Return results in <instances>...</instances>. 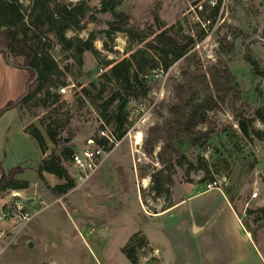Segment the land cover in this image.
I'll list each match as a JSON object with an SVG mask.
<instances>
[{
  "label": "rangeland",
  "instance_id": "rangeland-1",
  "mask_svg": "<svg viewBox=\"0 0 264 264\" xmlns=\"http://www.w3.org/2000/svg\"><path fill=\"white\" fill-rule=\"evenodd\" d=\"M62 1L68 5L84 2L86 19L91 14L96 16L98 23L90 22L82 30L66 33L68 38L87 39L93 30L96 53L86 51L79 64L72 49L56 46L50 55L65 70V84L74 86L48 107H41L38 100H33L24 109V119L20 118L17 108L7 110L0 117V163L5 172L17 165L25 167V172L18 177L28 180L29 186L18 191L28 199L31 213L26 222L0 219V264H132L123 251L131 244L137 246L139 264L158 261L177 264L184 254L190 255L196 241L184 237L183 225L176 221L174 212L162 216L158 212L180 198L187 183L197 189L210 185L226 189L242 207L244 221L257 235L264 227L261 211L264 140L242 134L238 112L253 118L255 109L264 105V0H230L216 17L212 8L197 7L201 0H122L117 11L129 15L131 25L139 29L140 35L152 34L142 42L127 32L110 30L106 21L113 16L111 12L100 11L102 0ZM163 30L179 41H185L188 36L195 38L186 56L173 60L165 70L161 53L147 47L149 40ZM248 54L256 60L257 71L248 61ZM132 55L140 66L149 64L148 69L144 68L148 70L150 94L129 97L125 134L97 171L82 182L74 178V169L67 166L68 176L74 179L75 185L64 195L53 193L49 187L64 183L65 179L45 172L43 181L36 174L38 162L49 156L53 148L45 124H50L58 136L67 135L71 130L74 138L69 144L75 150L87 146L90 139H97L104 121L82 89L92 88L93 95L102 88L108 92L113 82L104 74ZM17 58L22 61V57ZM167 58L172 59V55L168 54ZM151 65L156 68H150ZM198 65L202 70L213 65L227 66L238 82L240 98L235 106L228 101L209 113L214 128L212 137L202 138L194 146H179V152L172 158L174 169L166 163L169 168L164 171L172 179L164 186L169 192L159 193L153 176L158 178L163 167L158 153L164 143L154 144L151 132L170 116L168 104L175 101L174 85L182 81L183 72L195 70ZM27 79V70L7 64L0 53V110L9 100L23 94ZM50 84L52 92H56V82ZM252 125L264 130L259 118ZM107 126L112 129V125ZM201 127L204 129L205 125ZM27 128L41 132L46 153L43 154ZM139 136L141 142L137 143ZM201 158L209 164L210 174L201 169ZM144 179H148L146 187L142 185ZM255 189L259 195L252 198ZM24 234L31 236L30 239L18 242ZM257 241L261 245L260 238ZM260 247L264 253V247ZM249 260L254 262V255L249 254Z\"/></svg>",
  "mask_w": 264,
  "mask_h": 264
},
{
  "label": "trees",
  "instance_id": "trees-1",
  "mask_svg": "<svg viewBox=\"0 0 264 264\" xmlns=\"http://www.w3.org/2000/svg\"><path fill=\"white\" fill-rule=\"evenodd\" d=\"M121 1H101L100 11L111 12L113 16V19L107 20L106 24L112 32H127L137 36L141 42L146 40L145 38L152 34L140 35L139 29L131 25L129 15L117 11L116 7ZM86 10L87 6L84 2L68 5L62 0H27L26 3L21 0H0V53L7 64L28 71L23 94L6 103L0 110V117L7 110L17 108L21 112L20 118L24 119L26 113L24 109L29 107L33 100H38L41 107H48L60 100L61 94L58 90L52 92L53 85L50 83L56 82L57 89L67 85L66 72L59 67L57 60L50 55V51L56 46L63 50L72 49L78 57L79 64H82L81 56L86 51L96 53L93 45L95 39L93 30L89 32L87 39L66 36L69 30L79 31L86 28L90 22L98 23L94 14L86 19ZM211 11L216 17L219 7L216 6ZM149 41L147 47L155 48L161 53L162 69L165 70L173 60L186 56L195 38L188 36L185 41H179L163 30ZM168 54L172 55V59L168 60ZM17 57H22V61L20 62ZM247 59L254 65V71H257L256 60L250 54ZM144 67L148 69L149 64L145 66L144 63L143 67L140 66V62L135 60V55H132L114 64L109 73L104 74L108 81L113 82V87L108 92L105 93V89L102 88L93 95L92 88L82 89V94L95 105L104 124L112 125V131L118 139H121L126 131L125 109L129 97H146L151 92L152 88L147 84L148 70L146 71ZM150 68L156 66L151 65ZM91 86L97 90L95 85L91 84ZM238 86L227 66L213 65L208 70H202L198 65L195 70L183 72L182 81L174 85L175 101L168 104L170 116L151 132L154 144L160 141L164 143L158 153L163 167L158 172V178L153 176L157 192H169L164 188L165 184L172 182L170 174L164 175V171L169 168H166V163L172 165L174 169L172 158L175 152H179L180 145L194 146L199 144L202 138L212 137L214 128L209 113L217 111L221 104H226L228 101L235 106L240 98ZM61 102L65 103L63 100ZM238 115V125L245 137L255 136L264 140V130L255 129L252 125L256 118L264 123V105L255 109L253 118L245 117L241 112H238ZM203 125H205L204 129L201 127ZM44 128L47 137L53 143V148L49 156L43 157L38 162L36 174L43 181L45 172L65 179L64 183L49 187L53 193L64 195L75 185L74 179L69 178L64 166V162L68 161L75 151L74 145L69 144L74 135L70 130L67 135L58 136L50 124H45ZM26 130L37 141L43 154L46 153L47 145L41 132L37 129ZM178 163L182 165L180 160ZM200 167L210 174L209 164L203 158L200 159ZM24 172L25 167L22 165L5 172L0 163V195L11 190L26 189L29 186L28 180L18 177ZM210 180L211 183L214 182L213 178ZM261 211L264 213V207ZM142 244L143 242L138 246ZM136 250L137 246L134 244L127 245L123 249L132 264H139Z\"/></svg>",
  "mask_w": 264,
  "mask_h": 264
},
{
  "label": "crops",
  "instance_id": "crops-1",
  "mask_svg": "<svg viewBox=\"0 0 264 264\" xmlns=\"http://www.w3.org/2000/svg\"><path fill=\"white\" fill-rule=\"evenodd\" d=\"M182 207L185 208L177 213ZM170 212L183 225L184 237L196 241L190 255L184 254L177 264H264L260 247H264V227L256 235L244 221L242 207L226 189L217 186L197 189L187 183L180 198L158 215ZM257 238L262 241L261 245ZM154 250L161 256L158 248ZM249 254L254 255V262L249 260Z\"/></svg>",
  "mask_w": 264,
  "mask_h": 264
},
{
  "label": "built area",
  "instance_id": "built-area-1",
  "mask_svg": "<svg viewBox=\"0 0 264 264\" xmlns=\"http://www.w3.org/2000/svg\"><path fill=\"white\" fill-rule=\"evenodd\" d=\"M229 2L230 0H201L197 7L203 9L206 6L210 9L218 6L220 9L219 14L221 15L222 10L226 8ZM71 86H74V84L60 86L58 92L64 94L69 91ZM97 137V139H90L88 145L84 148L75 150L71 158L64 162L66 168L70 166L74 169V178L79 181H87L101 166L109 153L120 143V139L105 124L98 131ZM258 195L259 190L255 189L252 192V198H257ZM27 201L28 199L21 196L20 192L16 190L1 194L0 219H20L23 222L30 220L31 213L28 210Z\"/></svg>",
  "mask_w": 264,
  "mask_h": 264
},
{
  "label": "water",
  "instance_id": "water-1",
  "mask_svg": "<svg viewBox=\"0 0 264 264\" xmlns=\"http://www.w3.org/2000/svg\"><path fill=\"white\" fill-rule=\"evenodd\" d=\"M90 25H92V24H90ZM30 238V236L29 235H26V234H24V235H21V236H19V238H18V242H20V241H22V240H24V239H29ZM50 247V246H49ZM48 247V248H49Z\"/></svg>",
  "mask_w": 264,
  "mask_h": 264
},
{
  "label": "bare ground",
  "instance_id": "bare-ground-1",
  "mask_svg": "<svg viewBox=\"0 0 264 264\" xmlns=\"http://www.w3.org/2000/svg\"><path fill=\"white\" fill-rule=\"evenodd\" d=\"M140 142H141V137L139 136L137 138V143H140ZM142 185L146 187L148 185V179H144Z\"/></svg>",
  "mask_w": 264,
  "mask_h": 264
}]
</instances>
